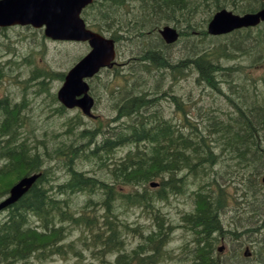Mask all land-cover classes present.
<instances>
[{"label":"trees","instance_id":"obj_1","mask_svg":"<svg viewBox=\"0 0 264 264\" xmlns=\"http://www.w3.org/2000/svg\"><path fill=\"white\" fill-rule=\"evenodd\" d=\"M242 1L140 0L139 6L133 9L125 0H95L84 11L83 17L91 27L116 41L128 39L132 43H146L158 39V30L172 23L181 31L182 39L190 32L197 34L199 30L202 40L209 41L206 26L216 12L228 8L238 14H247L263 8L259 0L256 4L249 0L242 4ZM199 12L208 17L198 24ZM238 33L224 39L225 45L220 49L224 57L231 59L226 55L227 48L236 52L243 50L241 54L254 51V47L244 46L252 38L250 33L243 37ZM214 41L202 46L203 53L199 57L192 55L193 59L187 61L172 62L171 56L167 58L144 47L142 52L151 53L152 56L146 58L164 70L177 68L176 72L184 69L187 72L193 67L203 86L222 92L219 84L232 82L230 76L237 69L224 68L213 59L216 56L210 44H215ZM261 41L257 36L253 42L260 48ZM161 42L165 48L171 47ZM218 51L216 47L215 52ZM133 84V91L126 90L122 102L115 108L117 117L114 123L118 124L109 128L110 131L103 130L104 140L96 141L100 132L86 130L82 133L84 144L60 143L57 150L47 146L45 140L41 146H36L35 141L30 142L24 137L25 117L21 105L0 103V181L5 182V186L0 185V201L22 178L42 173L29 193L11 205L0 218V264L44 262L53 256H67L70 252L81 257L82 253L72 244L65 245L72 232H80L82 241L86 240L87 249L100 264H162L170 255L175 228L163 213V205L171 196L191 197L194 202V210L183 214V223L196 236L191 263L233 262L228 257L221 259L216 246L220 239L228 238V234L237 241L243 236L234 233L237 231L233 232V229L226 231L221 217L228 205H239L241 198H248V188L257 189V180L262 185L264 183V174L257 176V167L248 161L249 157L264 153L261 150L264 148V98H259L256 90L245 95V87L239 88L232 82L236 89L235 93L232 92L237 97L230 93L227 99L235 110L234 115L216 116L213 110L203 106L199 111L207 119L202 118L200 132L196 127L181 131L171 120L153 111L155 99L137 93V84L130 82ZM66 111L59 106L60 114ZM120 120L127 121L121 124ZM125 146L131 150L113 167L103 161L113 151ZM55 159L59 166L62 164L67 175L60 183H55L60 173L52 168L58 166L49 164ZM86 162L101 163L97 166L105 168L107 176H87L82 168ZM218 162L221 166L233 167L231 177L239 180L234 185V194L229 190L230 184L222 182L220 171L214 172ZM245 164L253 168L244 169ZM158 180V186L152 188ZM140 187L144 190L140 191ZM126 188L133 190L126 192ZM97 195H100V201L96 200ZM82 196L87 198L85 202L81 200ZM260 196L263 197L264 193ZM252 206L255 208L254 204ZM133 209L146 213L150 227L132 221ZM254 227L246 235L261 241L263 235L258 233L257 226ZM256 255L264 257L261 252Z\"/></svg>","mask_w":264,"mask_h":264},{"label":"rangeland","instance_id":"obj_2","mask_svg":"<svg viewBox=\"0 0 264 264\" xmlns=\"http://www.w3.org/2000/svg\"><path fill=\"white\" fill-rule=\"evenodd\" d=\"M260 1L263 3L264 0ZM245 2L243 0L242 4ZM249 2L256 4V0H249ZM130 4L129 6L133 8L136 2L130 1ZM207 17V15L199 12L197 23L203 22L202 20L207 19ZM169 25L175 26L173 23ZM199 32V30L197 34H194L195 31L190 32L186 38L180 39L178 44L169 48H165L161 44V40L156 38L146 43L133 40L132 43L128 39H122L116 66L111 72L104 70L91 80L92 95L97 101L93 110L96 117L87 118L79 109L67 110L60 114L58 108L61 105L57 101V94L63 86L65 76L88 53L87 45L51 40L45 37L41 28L32 26L0 27V70L2 71L0 93L3 95L2 100L7 102V105L11 102L13 106L16 104L22 106L21 110L25 117L23 124L25 125L24 137L29 138L30 142L35 141L36 146H41V142L45 140L47 146L55 147L52 150H57L60 143L66 145L84 144L85 138L82 133L86 130L100 132L96 141L104 140L106 135L103 134V130H109V128H113L114 125L118 124L114 123V119L117 117L115 108L122 102V97L127 93L126 90L133 91L134 84L130 85V82L137 84V93L146 94L149 98L155 99L153 111L157 112L159 116L171 120L172 124L178 126L181 131H188L192 127H196L198 130H195L200 132L202 118L207 119L206 116L201 115V111H199L201 107L204 106L213 110L216 116L224 117L223 114H234V109L227 99L230 93L233 97L234 95L237 97L236 94H233L236 89L232 82L235 85L238 84L239 88L245 87V90H247L245 95H249V92L256 90L258 96H264V72L254 70V63L260 51L263 52L264 47L261 50V47H256V42H253L255 37L262 34V30L240 31L237 34L239 37L245 36L247 32L250 33L249 37L252 38L244 46L246 48L254 47V51H251L250 54H241L243 50L236 52L237 50L229 51L227 48L226 55L231 57L230 59L224 57L220 51L222 46L225 45L224 39L228 36H210L209 41H203ZM213 40H215V44H210L216 56L213 59H216L224 68L237 69V72L230 76L233 78L232 82L219 84L222 92H215L214 89L203 86L199 81L198 71H195L193 67H191L192 69L188 68L189 71L187 72H185V69L176 72L177 68L164 70L156 67V64L146 58L147 56L151 57V53L142 52L144 47L151 50L152 53L155 52L167 58L171 56L173 58L172 62L187 61L193 59L192 55L199 57L203 53L202 46L205 45L206 47L209 45L208 42ZM216 47L219 49L217 53L215 52ZM185 48L189 50H185ZM156 63L158 64V61ZM251 66H253V70L250 68ZM243 72L248 74L242 75ZM230 77L228 80H230ZM240 80L245 84L239 82ZM240 93L243 94L244 91L240 89ZM252 96L254 97L255 94L253 93ZM120 121L121 124H124L127 120ZM130 150L129 146L117 149L110 156L104 158L103 161H107L108 166L113 167L114 163L117 164L124 159ZM261 150L264 151V148ZM56 159L58 158L56 157ZM248 161L257 167V176L264 174V153L253 155L248 158ZM58 163V160H56L51 161L49 164L57 166ZM97 165H101V163ZM97 165L86 162L82 168L87 176L94 174L107 176L108 171L105 168H99ZM52 168L60 173L57 174L58 176L56 175L57 180L55 183L63 182L67 176L64 174L65 168L60 166H53ZM243 168L251 169L253 167L245 164ZM213 169H215L214 172L220 171L219 175L222 182L230 184L229 190L236 192L234 185L238 184L239 180L231 177L233 167L230 165L224 167L218 162ZM245 179L243 180L245 181ZM107 182L110 183L111 180ZM159 182L160 180L157 181V183ZM4 183L0 181V185L5 186ZM257 186L256 190L254 188L247 189L246 195L248 198L246 200L239 197L241 198L239 205H228L227 210H224L221 217L226 231L233 229V232L237 231L234 233L243 236L240 241H237L229 237L228 234V238L220 239L217 244L216 252L218 256L221 259L227 257L232 259L233 262H229V264H264V257L256 255L257 252L264 254V196H260L264 193V183L262 185L257 180ZM139 189L140 191L144 190L142 187ZM132 190L126 188V192ZM257 196L260 197L251 198ZM81 200L85 202L87 198L82 196ZM96 200H101L100 195L96 196ZM253 204L255 208H253ZM79 206L83 207V203H80ZM163 206L165 217L175 228L171 238L170 255L166 258L167 261L162 264H192L191 251L196 236L183 223V216L194 210V202L191 197L175 198L171 196ZM252 210H254V213H252ZM131 211L133 222L139 221L150 227L151 222L148 221L146 213L143 214L140 209ZM100 215H103V212ZM254 226H257L259 228L258 233L263 235L261 237L263 242L249 238V231L254 229ZM246 232H248L247 235ZM259 234H256V236L258 237ZM253 236L255 237V234ZM69 244H72L76 251L82 253V256L78 257L70 252L67 256H53L44 262L33 260L32 264H92V262L100 264L87 249L86 240L82 241L80 232H72L68 241L65 242V245ZM247 247L255 251L250 259H244L243 253ZM219 248H222L221 251H219ZM236 256L239 257L238 260L233 259Z\"/></svg>","mask_w":264,"mask_h":264},{"label":"water","instance_id":"obj_3","mask_svg":"<svg viewBox=\"0 0 264 264\" xmlns=\"http://www.w3.org/2000/svg\"><path fill=\"white\" fill-rule=\"evenodd\" d=\"M92 3L93 0H0V26L45 27L46 36L53 40L89 42L90 53L70 71L58 95L65 106L79 107L86 115H91L94 106L86 80L103 68H112L116 58L114 40L88 30L81 17L83 10ZM261 22H264V10L243 17L222 10L209 23L208 32L212 36H221ZM160 33L168 44L179 39V33L171 26H166ZM38 178V175L24 178L16 184L10 197L0 203V211L21 199Z\"/></svg>","mask_w":264,"mask_h":264},{"label":"flooded vegetation","instance_id":"obj_4","mask_svg":"<svg viewBox=\"0 0 264 264\" xmlns=\"http://www.w3.org/2000/svg\"><path fill=\"white\" fill-rule=\"evenodd\" d=\"M263 66H264V63H263ZM263 81H264V76H263ZM263 89H264V85H263ZM0 97L2 98V94L0 95ZM262 97V96H261ZM264 98V96L262 97ZM259 190V189H258Z\"/></svg>","mask_w":264,"mask_h":264}]
</instances>
